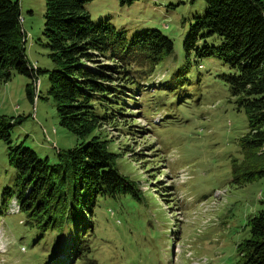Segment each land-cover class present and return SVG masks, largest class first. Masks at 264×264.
<instances>
[{
	"label": "rangeland",
	"instance_id": "obj_1",
	"mask_svg": "<svg viewBox=\"0 0 264 264\" xmlns=\"http://www.w3.org/2000/svg\"><path fill=\"white\" fill-rule=\"evenodd\" d=\"M19 4L27 31L25 55L40 72L32 101L25 92L29 77L12 71L9 80L0 81V115L15 121L13 144L53 164L56 149L64 152L96 135L106 141L119 171L140 189L139 200L99 201L91 245L87 241V254L75 264H233L236 245L249 236L248 219L264 202V177L233 182L235 164L244 161L240 139L248 131V117L222 75L236 69L215 54L184 50L190 24L205 13L204 0L84 3L92 22L108 20L127 41L136 32L156 29L172 40L173 48L151 72L138 71L137 100L126 103L124 118L113 111L118 118L81 138L59 125L55 102L47 94L45 68L52 64L42 35L44 0ZM220 42L217 35L199 37L195 48ZM121 107L108 104L98 112L111 114ZM257 155L263 156L264 166V146ZM17 175L0 139V264H44L50 243L30 226L24 211L17 213L13 200L11 209H4L3 190L10 189L12 196L21 191Z\"/></svg>",
	"mask_w": 264,
	"mask_h": 264
},
{
	"label": "trees",
	"instance_id": "obj_2",
	"mask_svg": "<svg viewBox=\"0 0 264 264\" xmlns=\"http://www.w3.org/2000/svg\"><path fill=\"white\" fill-rule=\"evenodd\" d=\"M88 1L44 0L42 29L52 64L45 68L47 94L55 102L59 125L80 138L112 117L118 118L113 111L124 118L126 103L134 105L131 99L137 100L142 78L138 71L151 72L173 48L172 40L156 29L136 32L127 41L108 20L92 22L83 8ZM204 2L205 13L190 24L183 47L186 54L191 49L197 56L215 54L236 69L222 78L248 117V131L240 139L244 161L235 164L233 171V182L240 185L264 177L263 156L257 155L264 146V4L261 0ZM26 32L19 0H0V81L9 80L12 71L29 77L25 92L32 101L40 69L25 55ZM208 35H217L221 42L195 48L199 37ZM108 104L122 107L99 114L98 109ZM14 122L0 115V139L21 184L18 196H12L8 188L3 190L4 209L15 199L30 226L50 243L44 264H75L87 254L99 201L139 200L140 189L119 171L113 152L98 136L64 152L56 149L57 162L49 164L31 148L13 144L10 128ZM247 224L249 236L236 245L233 264H264V202Z\"/></svg>",
	"mask_w": 264,
	"mask_h": 264
},
{
	"label": "bare ground",
	"instance_id": "obj_3",
	"mask_svg": "<svg viewBox=\"0 0 264 264\" xmlns=\"http://www.w3.org/2000/svg\"><path fill=\"white\" fill-rule=\"evenodd\" d=\"M12 200H13V205H12V207H13V208H18V204L15 202V199H12ZM8 207H9V208H8ZM8 207H7V212L9 211V209H11L9 205H8Z\"/></svg>",
	"mask_w": 264,
	"mask_h": 264
}]
</instances>
